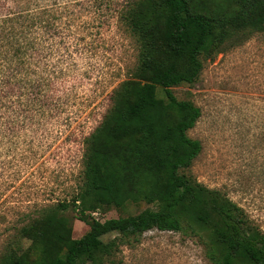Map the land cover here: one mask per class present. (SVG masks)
<instances>
[{
  "label": "rangeland",
  "instance_id": "374dc122",
  "mask_svg": "<svg viewBox=\"0 0 264 264\" xmlns=\"http://www.w3.org/2000/svg\"><path fill=\"white\" fill-rule=\"evenodd\" d=\"M44 1L60 3L71 13L61 20V36L47 38L45 52L33 53L35 103L19 83L27 76L25 69L18 68L10 87H4L0 264L31 254L40 239L39 220L60 204H68L63 216L72 237L88 232L72 203L84 183V140L102 122L114 91L135 78L138 63L137 39L121 17L126 5L137 0ZM219 2L210 0V7ZM200 60L199 80L172 89L179 100L201 110L188 135L201 142L202 152L185 173L226 194L264 231V32L241 33ZM148 208L153 206L145 202L103 207L98 218L103 222ZM184 228V233L154 229L118 237L116 251L103 264H214L206 251L210 223L188 221ZM114 238L107 236L105 242Z\"/></svg>",
  "mask_w": 264,
  "mask_h": 264
},
{
  "label": "trees",
  "instance_id": "16d2710c",
  "mask_svg": "<svg viewBox=\"0 0 264 264\" xmlns=\"http://www.w3.org/2000/svg\"><path fill=\"white\" fill-rule=\"evenodd\" d=\"M219 1L214 8L210 0L126 5L121 17L139 46L135 78L114 91L102 122L85 138L84 183L72 201L89 230L74 239L63 216L68 204H60L39 220L34 258L26 253L8 264H103L116 251L118 237L154 229L184 233L188 221L210 223L206 251L214 264H264V231L226 194L185 173L202 152L201 142L188 135L201 110L172 89L199 80L202 55L241 33L264 32V0ZM70 13L57 2L0 0V112L4 87L18 68L27 72L19 81L23 95L31 94L35 103L33 53L45 52L47 38L61 36V20ZM139 202L153 208L103 222L92 216L103 207ZM110 235L115 238L105 242Z\"/></svg>",
  "mask_w": 264,
  "mask_h": 264
},
{
  "label": "built area",
  "instance_id": "2783aa9c",
  "mask_svg": "<svg viewBox=\"0 0 264 264\" xmlns=\"http://www.w3.org/2000/svg\"><path fill=\"white\" fill-rule=\"evenodd\" d=\"M98 215H99L98 211L92 213V216L95 217L97 220L99 219Z\"/></svg>",
  "mask_w": 264,
  "mask_h": 264
}]
</instances>
